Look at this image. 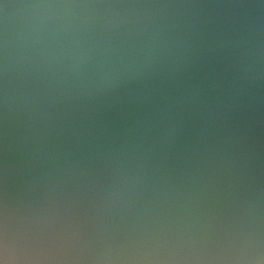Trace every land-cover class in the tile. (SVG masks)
Here are the masks:
<instances>
[{
	"label": "clouds",
	"instance_id": "clouds-1",
	"mask_svg": "<svg viewBox=\"0 0 264 264\" xmlns=\"http://www.w3.org/2000/svg\"><path fill=\"white\" fill-rule=\"evenodd\" d=\"M0 264H264V0H0Z\"/></svg>",
	"mask_w": 264,
	"mask_h": 264
}]
</instances>
